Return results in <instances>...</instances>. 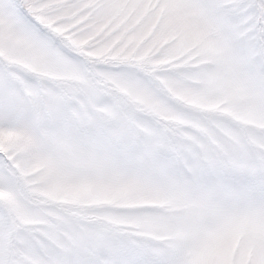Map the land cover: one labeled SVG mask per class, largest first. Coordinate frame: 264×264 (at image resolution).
I'll use <instances>...</instances> for the list:
<instances>
[{
  "label": "snow or ice",
  "instance_id": "6c2138e0",
  "mask_svg": "<svg viewBox=\"0 0 264 264\" xmlns=\"http://www.w3.org/2000/svg\"><path fill=\"white\" fill-rule=\"evenodd\" d=\"M0 264H264V0H0Z\"/></svg>",
  "mask_w": 264,
  "mask_h": 264
}]
</instances>
